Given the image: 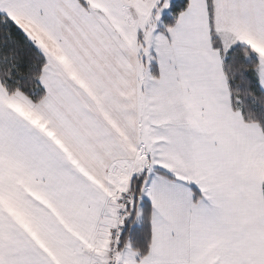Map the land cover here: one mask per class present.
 Wrapping results in <instances>:
<instances>
[{"label": "snow or ice", "instance_id": "snow-or-ice-1", "mask_svg": "<svg viewBox=\"0 0 264 264\" xmlns=\"http://www.w3.org/2000/svg\"><path fill=\"white\" fill-rule=\"evenodd\" d=\"M0 264H264V0H0Z\"/></svg>", "mask_w": 264, "mask_h": 264}]
</instances>
